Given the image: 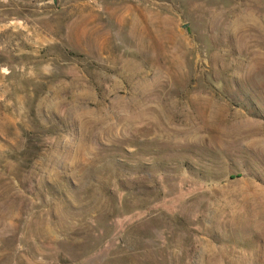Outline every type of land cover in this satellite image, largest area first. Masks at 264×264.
<instances>
[{
    "label": "rangeland",
    "instance_id": "1",
    "mask_svg": "<svg viewBox=\"0 0 264 264\" xmlns=\"http://www.w3.org/2000/svg\"><path fill=\"white\" fill-rule=\"evenodd\" d=\"M0 264H264V0H0Z\"/></svg>",
    "mask_w": 264,
    "mask_h": 264
}]
</instances>
